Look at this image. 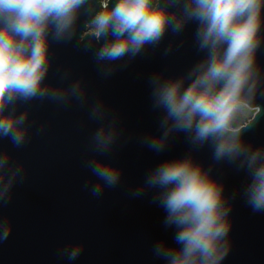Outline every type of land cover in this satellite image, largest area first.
<instances>
[{
	"label": "clouds",
	"instance_id": "1",
	"mask_svg": "<svg viewBox=\"0 0 264 264\" xmlns=\"http://www.w3.org/2000/svg\"><path fill=\"white\" fill-rule=\"evenodd\" d=\"M99 5L86 34L104 41L95 59L105 76L113 72L114 62L135 58L146 45L159 44L169 29L179 34L188 22L197 23L196 43L206 55L181 77L154 74L150 78L153 108L163 114L160 133L145 135L142 143L160 153L179 132L194 145L210 143L214 160L238 162L246 169L247 203L255 212L264 211V148H253L242 138L260 111L255 104L261 84L256 54L264 0H99ZM86 6L91 8L90 0H0V139L16 148L28 141L30 113L19 111V104L33 99L60 103L85 99L80 80L53 87L45 78L51 62L50 35L57 41L70 40ZM186 81L190 82L186 85ZM107 113L102 100L90 113V118L101 121L91 136L93 154L85 162L96 178L91 186L94 196L115 187L122 176L119 167L104 159L120 135L115 117L103 122ZM22 170L8 151H0V204L11 199ZM146 189L157 190L153 202L166 212L164 225L176 228L177 247L160 241L154 245V255L166 264H221L229 250L231 207L223 185L210 170L191 156L165 160L146 175L133 195ZM10 232L8 221L0 220V240ZM81 251V245L70 244L62 254L71 261Z\"/></svg>",
	"mask_w": 264,
	"mask_h": 264
},
{
	"label": "water",
	"instance_id": "2",
	"mask_svg": "<svg viewBox=\"0 0 264 264\" xmlns=\"http://www.w3.org/2000/svg\"><path fill=\"white\" fill-rule=\"evenodd\" d=\"M90 4V9L81 10L70 40L57 41L50 35L51 62L45 78L53 87L80 80L85 99L19 104V111L30 113L28 141L16 148L0 139V151H8L15 163L23 165L11 199L0 204V220L11 226L7 239L0 240V264H166L153 248L160 241L177 247L176 228L165 227L166 212L153 202L156 189H146L140 196L133 192L161 162L187 156L223 185L231 207L229 250L221 264H264V211L255 212L247 203L246 169L238 162L214 160L210 143L194 145L183 132L173 133L160 153L142 143L145 135L160 133L163 114L153 108L150 78L181 77L206 55L196 43L197 23L188 22L179 34L169 29L159 44L146 45L135 58L114 62L113 72L105 76L95 59L104 41L86 34L87 23L100 10L99 0ZM260 35L256 63L261 84L255 99L260 111L252 110L255 119L242 133L253 148H264V22ZM98 100L108 109L103 122L117 120L120 135L104 159L119 167L122 176L115 187L94 196L91 186L96 178L85 162L93 154L91 136L101 122L90 118ZM70 244L82 246L71 261L62 254Z\"/></svg>",
	"mask_w": 264,
	"mask_h": 264
},
{
	"label": "rangeland",
	"instance_id": "3",
	"mask_svg": "<svg viewBox=\"0 0 264 264\" xmlns=\"http://www.w3.org/2000/svg\"><path fill=\"white\" fill-rule=\"evenodd\" d=\"M247 121L245 120V122L244 123H246Z\"/></svg>",
	"mask_w": 264,
	"mask_h": 264
},
{
	"label": "trees",
	"instance_id": "4",
	"mask_svg": "<svg viewBox=\"0 0 264 264\" xmlns=\"http://www.w3.org/2000/svg\"><path fill=\"white\" fill-rule=\"evenodd\" d=\"M243 122H245V121H243Z\"/></svg>",
	"mask_w": 264,
	"mask_h": 264
}]
</instances>
